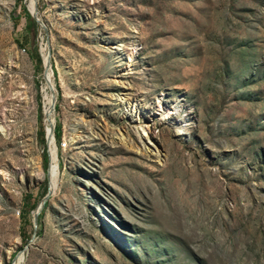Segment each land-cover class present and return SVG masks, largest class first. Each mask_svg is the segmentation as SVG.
Wrapping results in <instances>:
<instances>
[{
  "label": "rangeland",
  "instance_id": "374dc122",
  "mask_svg": "<svg viewBox=\"0 0 264 264\" xmlns=\"http://www.w3.org/2000/svg\"><path fill=\"white\" fill-rule=\"evenodd\" d=\"M0 264H264V0H0Z\"/></svg>",
  "mask_w": 264,
  "mask_h": 264
},
{
  "label": "trees",
  "instance_id": "16d2710c",
  "mask_svg": "<svg viewBox=\"0 0 264 264\" xmlns=\"http://www.w3.org/2000/svg\"><path fill=\"white\" fill-rule=\"evenodd\" d=\"M22 11L23 13L25 14V17H26V20H27V23L29 24H33V25H36V22L31 18L25 4L22 5ZM39 136H40V141L41 142H45V131H44V128L43 126L40 127V131H39ZM59 136V131H56L54 132V137L57 138ZM43 159L46 160L47 159V152L46 150L44 149L43 150ZM42 211L43 209L41 210V212L39 213V217L41 216L42 214ZM28 238H29V235H26L25 233L22 234V241H23V245H25L28 241Z\"/></svg>",
  "mask_w": 264,
  "mask_h": 264
},
{
  "label": "bare ground",
  "instance_id": "6f19581e",
  "mask_svg": "<svg viewBox=\"0 0 264 264\" xmlns=\"http://www.w3.org/2000/svg\"><path fill=\"white\" fill-rule=\"evenodd\" d=\"M30 10V9H29ZM47 61H48V59H47V56H44V58H43V63H44V66H46V64H47ZM46 72H47V74H48V78H49V85H50V83L52 84V82H51V67H49V68H46ZM50 96H49V98H48V114H47V116H46V114H45V119L47 118V123H48V125H49V129H48V131L50 130V132H51V134H52V126H53V123H52V118H51V113H52V108H51V104H52V91H51V87H50ZM45 113V112H44ZM50 118H51V120H50ZM26 123H28V122H26ZM52 136V135H51ZM51 136H50V139H49V142L50 143H52V141L53 140H51V139H53V138H51ZM54 145V144H53ZM52 145V146H53ZM54 152V151H53ZM52 168V167H51ZM54 169V168H53ZM50 170H52V169H50ZM52 172V171H51Z\"/></svg>",
  "mask_w": 264,
  "mask_h": 264
},
{
  "label": "water",
  "instance_id": "95a60500",
  "mask_svg": "<svg viewBox=\"0 0 264 264\" xmlns=\"http://www.w3.org/2000/svg\"><path fill=\"white\" fill-rule=\"evenodd\" d=\"M33 6H34L33 12H31L30 15L32 17H34L37 22L40 23L39 19L36 16V8H35V5H33ZM49 67H50V63H49V59H48L46 66H44L43 72H44V70H46V68H49ZM50 87H51V91H52V104H51V108L53 109L54 102H55V94H54V91H53V85L51 83H50ZM48 132H50V130ZM47 141H48V139L46 138V143H47ZM46 198H47V196H45V198L43 199V201L39 205V209L34 214V221H35V223H36L37 216L39 214V210L44 206V203H45ZM35 227H36V224H35Z\"/></svg>",
  "mask_w": 264,
  "mask_h": 264
}]
</instances>
